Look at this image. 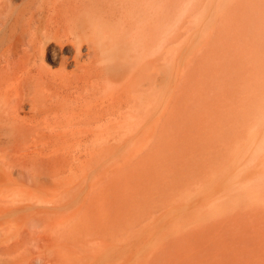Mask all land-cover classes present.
<instances>
[{
  "label": "rangeland",
  "instance_id": "374dc122",
  "mask_svg": "<svg viewBox=\"0 0 264 264\" xmlns=\"http://www.w3.org/2000/svg\"><path fill=\"white\" fill-rule=\"evenodd\" d=\"M156 6L153 50L67 91L52 46L0 119V264H264V0Z\"/></svg>",
  "mask_w": 264,
  "mask_h": 264
},
{
  "label": "bare ground",
  "instance_id": "6f19581e",
  "mask_svg": "<svg viewBox=\"0 0 264 264\" xmlns=\"http://www.w3.org/2000/svg\"><path fill=\"white\" fill-rule=\"evenodd\" d=\"M18 1H21L19 10L16 9L22 18L20 23L11 19ZM63 3L47 10L42 0H0V119H11L13 129L20 111L27 109L28 113H35L38 110L44 81L40 73L46 71L41 68L38 73L37 68L49 58L52 46H55L52 55L59 65L55 72L59 78L56 86L67 91L78 90L85 83L97 80L102 73L100 64L118 61L121 54H136L134 51L138 47L148 46L152 50L155 47L156 0H72ZM2 63L7 67L1 66ZM68 67L72 70L67 73ZM42 96L45 98L44 94ZM97 112L100 111L93 116ZM96 116L100 117L98 113Z\"/></svg>",
  "mask_w": 264,
  "mask_h": 264
}]
</instances>
